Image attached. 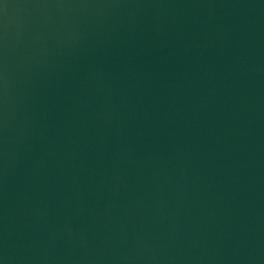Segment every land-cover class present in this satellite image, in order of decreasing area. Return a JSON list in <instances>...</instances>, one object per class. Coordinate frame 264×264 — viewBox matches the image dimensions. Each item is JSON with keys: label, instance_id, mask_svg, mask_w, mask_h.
<instances>
[{"label": "water", "instance_id": "obj_1", "mask_svg": "<svg viewBox=\"0 0 264 264\" xmlns=\"http://www.w3.org/2000/svg\"><path fill=\"white\" fill-rule=\"evenodd\" d=\"M0 264H264V0H0Z\"/></svg>", "mask_w": 264, "mask_h": 264}]
</instances>
